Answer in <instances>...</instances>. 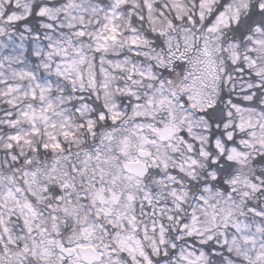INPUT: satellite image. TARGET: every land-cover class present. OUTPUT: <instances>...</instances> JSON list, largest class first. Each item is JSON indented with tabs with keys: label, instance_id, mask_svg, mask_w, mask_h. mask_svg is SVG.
<instances>
[{
	"label": "snow or ice",
	"instance_id": "6c2138e0",
	"mask_svg": "<svg viewBox=\"0 0 264 264\" xmlns=\"http://www.w3.org/2000/svg\"><path fill=\"white\" fill-rule=\"evenodd\" d=\"M0 264H264V0H0Z\"/></svg>",
	"mask_w": 264,
	"mask_h": 264
}]
</instances>
